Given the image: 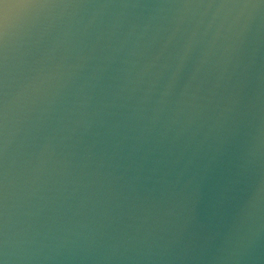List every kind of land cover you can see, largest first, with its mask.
Here are the masks:
<instances>
[{"label":"water","instance_id":"water-1","mask_svg":"<svg viewBox=\"0 0 264 264\" xmlns=\"http://www.w3.org/2000/svg\"><path fill=\"white\" fill-rule=\"evenodd\" d=\"M0 264H264V0H0Z\"/></svg>","mask_w":264,"mask_h":264}]
</instances>
